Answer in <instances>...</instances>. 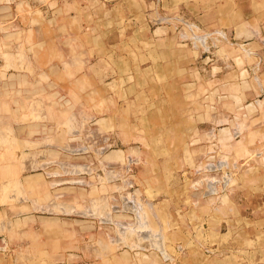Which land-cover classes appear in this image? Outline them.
Listing matches in <instances>:
<instances>
[{"label":"crops","instance_id":"0c3cea01","mask_svg":"<svg viewBox=\"0 0 264 264\" xmlns=\"http://www.w3.org/2000/svg\"><path fill=\"white\" fill-rule=\"evenodd\" d=\"M134 3L0 0V141L15 140L21 151H26L37 139L29 130L38 123L27 113L29 102L37 106L39 100H29L28 93L39 97L48 86L43 83L44 75L56 93L98 91L91 105L101 113L129 101L119 96L123 86L134 91L135 77L145 70L135 63L142 52L136 47L141 37L135 36ZM97 6L98 18L94 16ZM180 11L179 21L165 14L157 25L148 23V74L155 80L167 77L165 81L180 96L184 114L195 126L209 113L215 140L232 145L245 140L248 132L262 133L264 0H181ZM172 28L180 38L173 36ZM172 50L180 56L169 63ZM12 91L19 93L20 114L14 119L11 110L16 104L5 95ZM70 101L75 107H90L76 96ZM132 102L134 99L130 105ZM6 107L8 111H4ZM95 122L103 134L107 116L101 115ZM4 144L0 145V171L6 173L13 169L11 160L6 159L12 155V147ZM107 154L114 155L121 165L126 157H135V167L151 163L149 155H155L149 147L135 148V154L118 148ZM36 175H26L27 189L34 188ZM0 179V264H170L159 253L141 250L137 241L110 236L107 231L122 230L117 225L121 221H115L114 228L107 217L76 211L69 200L45 202L32 196L11 201L6 197L9 178L4 175Z\"/></svg>","mask_w":264,"mask_h":264},{"label":"rangeland","instance_id":"374dc122","mask_svg":"<svg viewBox=\"0 0 264 264\" xmlns=\"http://www.w3.org/2000/svg\"><path fill=\"white\" fill-rule=\"evenodd\" d=\"M180 1L135 0V36L141 37L136 47L142 52L135 63L145 70L135 77L134 91L123 86L119 96L129 99L123 107H108L101 113L91 105L98 91L56 93L50 90L49 77L43 76L48 86L39 97L28 93L29 100H39L37 106L29 102L27 113L38 123L29 130L37 139L26 151L15 140L0 141L12 147L6 159L13 169L0 171V178H9L6 197L69 200L76 211L107 217L114 228L115 221H121L117 225L122 230L107 231L110 236L137 241L141 250L159 253L170 264H264V131L248 132L245 140L232 145L215 140L209 113L195 126L167 77L155 80L146 70L147 25H157L165 14L179 21ZM94 11L98 18L99 7ZM115 15L113 10L111 16ZM172 51L169 63L180 56ZM5 95L16 104L11 110L14 119L20 114L19 93ZM75 96L92 107H75L70 101ZM101 115L108 118L103 134L95 124ZM260 117L264 123V111ZM138 147L154 151L151 163L135 167V157H126L121 165L107 154L117 148L135 154ZM30 173H38L32 179L33 191L26 188Z\"/></svg>","mask_w":264,"mask_h":264}]
</instances>
